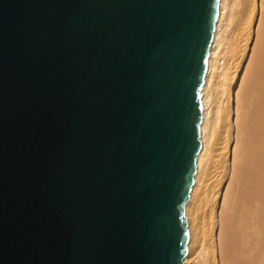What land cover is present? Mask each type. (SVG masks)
<instances>
[{
  "label": "water",
  "instance_id": "1",
  "mask_svg": "<svg viewBox=\"0 0 264 264\" xmlns=\"http://www.w3.org/2000/svg\"><path fill=\"white\" fill-rule=\"evenodd\" d=\"M219 0H0V264H183Z\"/></svg>",
  "mask_w": 264,
  "mask_h": 264
},
{
  "label": "bare ground",
  "instance_id": "2",
  "mask_svg": "<svg viewBox=\"0 0 264 264\" xmlns=\"http://www.w3.org/2000/svg\"><path fill=\"white\" fill-rule=\"evenodd\" d=\"M263 17L264 0H219L218 2L207 67L201 87L202 117L199 125L201 146L196 155L193 184L184 206L188 239L183 264H234V261L239 264V259L234 260L236 259L233 257L235 248L231 245L232 231L234 232L235 229L232 230L233 221L231 223L230 216L227 215L228 213L226 214V211H228L229 206L228 200H231L228 199L229 191H232L230 188L240 186L242 173L247 172L249 166L256 170L253 172L252 167L250 168L252 171L249 173H251L252 179L256 180L261 175L264 176V111H260V114L256 112L259 121L253 119L257 123L255 124L253 121L256 126L252 128H248L242 111L239 114L240 105H242L240 91L243 90H241L243 81L246 80L244 77L246 70H248L247 67L256 59L252 58L254 55L252 53L257 50L255 49L256 43L261 37ZM256 67L258 68V66ZM257 68L256 70H258ZM262 69L264 72V67ZM257 74L259 76L261 73L258 72ZM260 87H264V85ZM260 90L258 89V91ZM260 98L262 99L260 102L264 104L262 94ZM258 106V108L264 107L261 104ZM262 109L264 110V108H260V110ZM256 111L259 110L256 108ZM246 114L250 116L252 113ZM254 115L251 116L254 117ZM249 122L250 120L248 125L252 123ZM244 163L246 166L249 164L245 171L243 170ZM244 173L243 175L250 179V175L247 176L248 172ZM263 179H259L258 184ZM251 182L254 183V180ZM263 184H260L263 187L259 185L262 189L264 188ZM254 185L258 199L263 200L264 203V195L260 194L261 188H258L256 183ZM231 195L233 197V194ZM231 195L230 198H232ZM237 195L239 196V193ZM258 199L256 197L257 201ZM229 207L230 212L231 206ZM263 207H261L262 211L260 212H263ZM263 215L261 214V217ZM258 220L260 222L261 219ZM240 223L242 222L240 221L239 225ZM261 228L258 229L261 230ZM260 252L262 253L263 250ZM263 256H261L262 259Z\"/></svg>",
  "mask_w": 264,
  "mask_h": 264
},
{
  "label": "rangeland",
  "instance_id": "3",
  "mask_svg": "<svg viewBox=\"0 0 264 264\" xmlns=\"http://www.w3.org/2000/svg\"><path fill=\"white\" fill-rule=\"evenodd\" d=\"M262 26H263V30H262V32L260 33L261 34V37L259 38V41H257L258 43H256L257 45H256V47H255V49H257L254 53H252V54H254V55H252V58H256L255 60H253L252 58H251V60H253L252 62H251V60H250V62H251V64L249 63V67H247V69L248 70H246V72H245V79L246 80H244L243 82H244V84L242 85V87L243 88H241V90L243 91V94H242V91H240V97H241V99H240V102L242 103V105H240L241 106V109L239 110V114H241V111H242V115H243V117H244V120H245V122L247 123V126H248V128H252V127H254V126H256L255 124L259 121L258 119H259V117L257 116L258 114H260V111H264L263 109L262 110H260V108H264V107H260V108H258L259 106L258 105H263L264 106V104H263V102L261 103L260 101L262 100L261 98H260V96H261V94H262V96L264 97V87H260V86H263L264 85V80H263V77L264 76H262V75H264V72H263V67H262V65H264V17H263V23H262ZM259 45V46H258ZM257 46H258V48H257ZM257 57H258V59H257ZM261 60V61H260ZM257 61V62H256ZM259 62H262V63H259ZM254 63V64H253ZM258 63V65H255V64H257ZM261 64V65H260ZM255 65V66H254ZM256 66H258V68L256 67ZM258 69V70H256V68ZM260 67V68H259ZM261 69V70H260ZM261 72H260V71ZM259 72V74L261 75H259L260 77H262V78H260L259 76H257L258 74V72ZM257 76V77H256ZM259 78L261 79V82H260V80H259ZM263 80V81H262ZM262 83H263V85H262ZM259 88H258V87ZM262 88V89H261ZM258 89L260 90V91H258ZM263 92V93H262ZM243 97H242V96ZM261 99V100H260ZM243 101V102H242ZM263 101H264V98H263ZM240 103V104H241ZM243 103H244V105H243ZM260 103V104H259ZM245 104H246V106H245ZM254 105H256V106H254ZM242 107H244V108H242ZM245 108H246V110H247V108H248V110L246 111L245 110ZM256 108L259 110V111H256ZM244 109V110H243ZM254 110H255V112H254ZM253 111V112H252ZM249 112V114H255L254 115V117H252L251 115L250 116H248V114H246V113H248ZM251 112V113H250ZM258 114H257V113ZM247 116H246V115ZM257 114V115H256ZM258 117V119H257V117ZM246 117V118H245ZM249 117H250V119H249ZM256 117V118H255ZM253 119H257L256 121L255 120H253ZM250 120V122L249 123H251V124H249L248 125V121ZM253 121H255L254 123L255 124H253ZM251 125V126H250ZM252 130V129H251ZM248 165L249 164H247V166L245 165V163H244V168H243V170L245 171L246 170V168L248 167ZM252 166H249L248 168H249V170L247 171L248 173L250 172V171H252L253 170V172H254V167H252ZM252 170H251V169ZM256 171V170H255ZM246 171H245V173L244 174H246L247 173ZM243 173H242V178H241V183H240V186L239 185H237V186H235V187H231L230 188V190H232V191H229V194H228V199H231V200H228V205L229 206H231V209H230V212H229V206H228V211H226V214L228 215V216H230L229 218H230V220H231V223H232V221H233V223H232V225H233V227H232V230L233 229H235V231L233 232L232 231V241H231V245L232 246H234V248H235V251L233 250V252H234V255H233V257H236V259H234V260H238L239 261V264H252V262H253V264L255 263V264H259V262H260V264L262 263V264H264L263 262H264V236H262V235H264V215H263V213H264V210H263V212H260V211H262V208L261 207H263V205H264V203H263V200L262 201H260V199H258V193H257V191H256V189H255V185H254V183H256V185L258 186V188L260 187V186H262V185H260L261 183L263 184V182H264V176H262L261 175V177L260 178H257L256 180L253 178H251L252 176H251V173H247V176H249L250 175V179H249V177L247 178L246 177V175H243ZM256 175V174H255ZM244 177V178H243ZM252 179V180H251ZM259 179H263V181L261 182V183H259L258 184V182H260V180ZM243 180H245L244 182H242ZM253 181L254 180V183L253 182H251V181ZM248 182V183H247ZM251 182V183H250ZM246 183V184H245ZM252 184V185H251ZM260 185V186H259ZM264 185V184H263ZM246 186H248V187H246ZM250 186V187H249ZM255 186V187H254ZM240 187V188H239ZM263 187V186H262ZM239 188V190L237 191V189ZM247 188H248V190H247ZM261 188V187H260ZM245 189H246V191H245ZM253 189V190H252ZM236 190V191H235ZM255 190V191H254ZM261 193L260 194H262V195H264V188L262 189L261 188ZM230 192H231V194H233V197H232V195L230 194ZM234 192H235V195H234ZM237 192V193H236ZM239 193V196L237 195ZM253 193H255V194H253ZM230 195H231V197L232 198H230ZM239 198H238V197ZM257 197V199H258V201L256 200V197ZM238 199H237V198ZM241 197V198H240ZM253 198H254V201H253ZM264 199V198H263ZM232 201H234L233 203H232ZM243 201V202H242ZM263 204H262V203ZM229 203H232V204H229ZM240 204V205H239ZM244 204V205H243ZM256 204V205H255ZM262 204V205H261ZM242 205V206H241ZM242 208H241V207ZM246 206V207H245ZM248 206V207H247ZM261 206V207H260ZM236 207V208H235ZM255 207V208H254ZM250 210H249V209ZM259 210H258V209ZM234 209H236V210H234ZM253 209V210H252ZM263 209H264V207H263ZM252 210V211H251ZM256 210V211H255ZM246 211V212H245ZM249 211H250V214H249ZM248 212V213H247ZM229 213H230V215H229ZM231 213H232V215H231ZM242 213H243V215H242ZM258 213V214H257ZM248 214V215H247ZM255 214V215H254ZM261 214L263 215V217H261ZM251 215V216H250ZM232 216V217H231ZM246 216V217H245ZM258 216V217H257ZM257 219H256V218ZM233 218V219H232ZM242 218V219H241ZM261 219L260 220V222H259V220L258 219ZM242 222V223H240V225H239V222ZM247 221V222H246ZM259 222V223H258ZM262 222V223H261ZM247 226H246V225ZM231 225V226H232ZM242 225H244V226H242ZM259 225H261V226H259ZM239 226H240V228H239ZM241 226H242V228H241ZM245 226H246V229H245ZM235 227V228H234ZM244 227V228H243ZM248 227V228H247ZM262 227V228H261ZM237 228H239V229H237ZM261 228V230H259V229ZM236 232V233H235ZM234 234V235H233ZM236 234V235H235ZM245 234V235H244ZM261 239V240H260ZM263 240V241H262ZM261 241H262V243H261ZM263 245V246H262ZM261 247H263L262 249H261ZM233 248V249H234ZM263 250V252L261 253L260 251H262ZM243 254V255H242ZM258 254H259V256L261 257V256H263V259H262V257L260 258L259 256H258ZM256 256V257H255ZM252 257H254L253 259H252ZM257 257H259L258 259H260L259 261H258V259H257ZM256 258V259H255ZM251 259H252V262H251ZM249 260H250V262H249ZM263 260V262H261ZM249 262V263H248ZM238 264V262L236 261H234V264Z\"/></svg>",
  "mask_w": 264,
  "mask_h": 264
}]
</instances>
